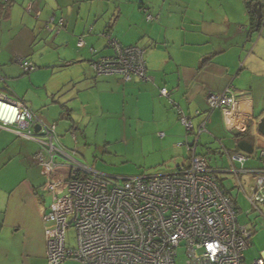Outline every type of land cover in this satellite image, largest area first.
<instances>
[{
    "label": "crops",
    "instance_id": "obj_1",
    "mask_svg": "<svg viewBox=\"0 0 264 264\" xmlns=\"http://www.w3.org/2000/svg\"><path fill=\"white\" fill-rule=\"evenodd\" d=\"M1 3L0 26L5 36L0 35V74L6 83L0 88H13L12 100L24 102L44 125L51 122L44 109L49 105L62 120L73 124L74 116L80 114V107L70 110L65 106L70 112L66 117L56 101L62 92L57 91L58 86L68 78L74 86L71 100L79 102L84 113L115 109L130 114L133 123L154 132L160 144L180 158L175 170L190 155L179 110L198 132L208 119L209 96L229 90L240 102L241 114L230 122L224 112H213L207 131L200 136L198 153L205 155L200 152L203 139L205 143L215 140L223 151L208 152L223 156L218 170L224 172L231 168L228 154L244 153L238 147L244 140L254 146L255 158L263 161L255 164L254 154L244 153L248 155L246 168L264 166L260 157L264 136L258 131V122L264 117V17L259 31H250L252 22L244 0H17L8 8ZM29 5L32 14L27 13ZM36 12L39 18L34 17ZM53 14L64 19L65 27L51 40L45 23ZM148 15L155 20L148 21ZM105 32L123 46L146 51L150 81L135 79L124 84L117 76H95L90 62L113 54ZM81 37L85 45L79 48ZM19 60L32 62L41 70L25 80L22 77L29 74ZM42 82L44 99L37 94ZM50 84L53 90L49 92ZM162 89L168 90V97L161 95ZM0 93L7 96L3 90ZM53 126L57 131V125ZM232 130L248 136L231 138ZM56 137L61 150L72 155ZM41 150L38 142L20 138L0 124V264H49L45 215L51 202L46 201L48 193L43 196L46 178L35 160ZM247 178L250 187L255 177ZM63 264L81 263L69 260Z\"/></svg>",
    "mask_w": 264,
    "mask_h": 264
},
{
    "label": "built area",
    "instance_id": "obj_2",
    "mask_svg": "<svg viewBox=\"0 0 264 264\" xmlns=\"http://www.w3.org/2000/svg\"><path fill=\"white\" fill-rule=\"evenodd\" d=\"M252 1L257 4L261 0ZM31 9L29 5L27 12ZM36 15L39 17V12ZM147 20L155 18L148 15ZM64 27V19L54 14L45 25L46 31L55 36ZM106 37L113 55L90 64L95 76L119 75L123 83L134 78L149 81L145 51ZM77 45L84 47V38ZM91 52L95 54L96 50ZM19 64L25 74L35 70L27 61L19 60ZM2 83L6 82L0 74ZM161 95L168 97V90L162 89ZM0 97L5 96L0 93ZM5 99L0 102L17 114L10 121L0 118L1 126L20 138L38 142L42 148L35 160L46 178L44 189L53 196L45 215L49 264L69 260L81 264H178L180 249H185L184 264H248L245 253L251 247L252 228L241 225L236 204L217 177L220 173L233 174L244 189L240 176L253 175L255 180L245 193L253 211L262 215L264 166L248 170V155L228 154L231 168L223 172L212 168L197 151L213 112L220 110L233 118L241 114V104L231 91L209 96L208 119L198 132L179 110L190 154L186 164L167 174L127 178L104 176L75 162L61 150L55 126L46 127L22 101ZM260 157L264 159V151ZM72 225L77 234L76 248L66 245V232ZM251 264H264V256Z\"/></svg>",
    "mask_w": 264,
    "mask_h": 264
},
{
    "label": "rangeland",
    "instance_id": "obj_3",
    "mask_svg": "<svg viewBox=\"0 0 264 264\" xmlns=\"http://www.w3.org/2000/svg\"><path fill=\"white\" fill-rule=\"evenodd\" d=\"M0 35L5 36L3 31L1 34V26ZM7 36L6 38H8ZM41 38H44V36ZM48 38L53 40L54 36H49ZM32 64L35 66V70L31 74L23 76L22 78H25V80L29 81L32 74L41 70L40 68L37 69L34 63ZM65 67L67 69L74 68V66L70 67L66 65ZM66 83L68 85L65 87ZM44 84L42 82L37 85V94L42 95L43 97L41 98L43 99L46 98ZM73 88L74 86L69 83L68 78L66 81L64 80L57 88V91L61 90L62 92L56 96V101L62 106V109L65 106L70 110L81 108L80 114L74 116V124L72 121L68 122L66 118L62 120L58 114L52 111L51 105H49L48 109H44L47 111L46 114L48 113L49 119H51V122H45L46 125L50 127L55 124L57 125L56 135L67 152L72 154L71 157L75 162L98 174L111 178L161 175L174 170L180 158L162 146L160 141L154 137V132L148 128L143 129L139 125L137 126L130 120V114L123 113V110L104 109L84 113L81 104L76 100L74 102L71 100L73 99ZM0 90H3L9 99H13L10 89L4 90L2 87ZM52 90L53 88L50 84L49 92ZM75 93L77 95V92ZM51 98H53L52 95L50 96ZM63 112H66V117L70 115V112H67L66 108L63 109ZM83 115L86 116L85 119ZM229 136L236 139L231 133H229ZM203 141L200 152L205 154L212 168L219 169L223 165V156L220 154H209L208 150L215 149V151L219 152L218 149L222 146L217 144L215 140H212L211 143ZM220 151H223L222 148ZM255 155L257 156V151L253 155V158L251 157L252 161L255 164H260L259 162L263 163V161L256 159ZM60 161L63 163L61 159ZM224 167L229 169L230 164H226ZM248 176L241 175L240 179L242 184H244V189H241L235 175L218 174L221 183L237 205L241 225L252 228L254 235L251 240V247L245 253L246 263L251 264L264 256V208L261 207L262 215L257 211H253L246 195L247 192L249 193L250 180L247 178ZM47 193L43 192V196H46ZM52 197L49 194V198L46 201L52 203ZM66 245L69 248H76L78 246L74 225L68 228L66 232ZM178 254V264H184L185 249H180Z\"/></svg>",
    "mask_w": 264,
    "mask_h": 264
},
{
    "label": "trees",
    "instance_id": "obj_4",
    "mask_svg": "<svg viewBox=\"0 0 264 264\" xmlns=\"http://www.w3.org/2000/svg\"><path fill=\"white\" fill-rule=\"evenodd\" d=\"M17 0H11L10 2H8V3H4V2H2L1 3V5L3 6V7H9V6H11L12 4H14L15 2H16ZM244 2H245V4H246V8H247V11H248V14L250 15V17H251V30L250 31H252L253 33L254 32H257V31H259V29H260V27H261V23H262V20L263 19H261V20H259L258 19V16H257V14H256V12H255V9H254V5H255V2L254 1H252V0H244ZM259 4H262V6H263V0H261V1H259ZM34 11L32 10L31 12H27V13H29V14H32ZM37 13V12H36ZM36 13H35V15H34V17H36V18H39V17H37V15H36ZM51 17V16H50ZM50 17L48 18V20L46 21V23H45V25L47 24V22L49 21V19H50ZM58 19V18H57ZM47 32V31H46ZM52 36H55L54 34H52V33H50ZM111 34L109 33V32H105L104 33V36L106 37V36H110ZM58 36V35H57ZM126 47V46H125ZM127 47H139V46H127ZM108 48L109 49H111L109 46H108ZM139 48H141V47H139ZM141 49H143V48H141ZM144 50V49H143ZM145 51V50H144ZM146 52V51H145ZM96 54V53H95ZM95 54H93V55H95ZM113 55V54H112ZM111 55V56H112ZM107 57H110V56H107ZM102 58H104V57H100V58H98L97 60H94V61H91L90 62V64L91 63H93V62H96V61H98V60H100V59H102ZM146 70H147V64H146ZM33 72V71H32ZM119 77L120 78V81L122 82V79H121V77L119 76V75H114V76H110V77ZM147 76H148V73H147ZM148 78L150 79V77L148 76ZM135 79H137V80H139L138 78H134L133 80H135ZM132 80V81H133ZM151 80V79H150ZM149 80V81H150ZM131 81V82H132ZM139 81H142V80H139ZM142 82H145V81H142ZM148 82V81H147ZM128 83H130V82H128ZM3 84V83H2ZM124 84H126V83H124ZM24 103V102H23ZM25 104V103H24ZM27 106V105H26ZM248 135H244V134H241V137H238V139H241V138H246ZM200 141V140H199ZM200 143V142H199ZM198 143V148H199V146H200V144ZM198 148H197V151H198ZM201 155V154H200ZM202 156H205V155H202ZM206 157V156H205ZM262 159V158H261ZM262 160H264V159H262ZM134 177V176H133ZM227 194V193H226ZM227 195H229V193L227 194ZM236 207H237V205H236ZM237 210H238V208H237Z\"/></svg>",
    "mask_w": 264,
    "mask_h": 264
},
{
    "label": "water",
    "instance_id": "obj_5",
    "mask_svg": "<svg viewBox=\"0 0 264 264\" xmlns=\"http://www.w3.org/2000/svg\"><path fill=\"white\" fill-rule=\"evenodd\" d=\"M254 9H255V12L258 16V19L259 20L263 19L264 15H263L262 4H259V3L255 4ZM4 96L8 98V96H6V95H4ZM39 130H40V126L38 125V126H36L35 131L38 132ZM258 131H259V133H261L264 136V117L258 122ZM232 135L236 138L241 137V133L237 130H232ZM238 147L240 148V150H242L244 153H246L248 155L254 154V151H255L254 146L249 144L248 142H245L244 140H240Z\"/></svg>",
    "mask_w": 264,
    "mask_h": 264
},
{
    "label": "bare ground",
    "instance_id": "obj_6",
    "mask_svg": "<svg viewBox=\"0 0 264 264\" xmlns=\"http://www.w3.org/2000/svg\"><path fill=\"white\" fill-rule=\"evenodd\" d=\"M0 100H6L5 97H0ZM16 110L8 106L7 104H4L3 102H0V118L3 120H13L16 116ZM230 122L233 120L232 115H229Z\"/></svg>",
    "mask_w": 264,
    "mask_h": 264
},
{
    "label": "clouds",
    "instance_id": "obj_7",
    "mask_svg": "<svg viewBox=\"0 0 264 264\" xmlns=\"http://www.w3.org/2000/svg\"><path fill=\"white\" fill-rule=\"evenodd\" d=\"M5 95V94H4Z\"/></svg>",
    "mask_w": 264,
    "mask_h": 264
},
{
    "label": "flooded vegetation",
    "instance_id": "obj_8",
    "mask_svg": "<svg viewBox=\"0 0 264 264\" xmlns=\"http://www.w3.org/2000/svg\"><path fill=\"white\" fill-rule=\"evenodd\" d=\"M243 139V138H242Z\"/></svg>",
    "mask_w": 264,
    "mask_h": 264
}]
</instances>
